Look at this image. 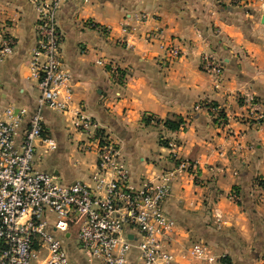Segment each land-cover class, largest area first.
<instances>
[{"label": "crops", "instance_id": "obj_1", "mask_svg": "<svg viewBox=\"0 0 264 264\" xmlns=\"http://www.w3.org/2000/svg\"><path fill=\"white\" fill-rule=\"evenodd\" d=\"M35 19L29 0H0V37L16 39L0 65V110L24 107L23 127L39 93L29 68ZM58 20L74 93L69 111H42L56 149L39 145L36 169L64 185L89 182L97 155L73 125L80 110L119 144L134 185L172 168L174 153L194 166L163 206L176 222L173 264H204L184 256L195 242L216 252V264H264V124L252 114L264 111V0H68ZM171 43L182 54L163 64ZM203 53L224 65L219 87L200 70ZM208 105L220 108L221 119ZM174 118L182 124L169 130L165 122ZM72 239L65 240L70 264H87Z\"/></svg>", "mask_w": 264, "mask_h": 264}, {"label": "built area", "instance_id": "obj_2", "mask_svg": "<svg viewBox=\"0 0 264 264\" xmlns=\"http://www.w3.org/2000/svg\"><path fill=\"white\" fill-rule=\"evenodd\" d=\"M66 1L29 0L36 12L29 68L39 93L25 127L24 107L9 105L0 110V264H70L65 240L72 238L87 264H173L176 222L163 206L177 178L194 170L192 164L174 153L172 168L134 185L119 144L79 110L73 125L94 145L97 155L96 171L89 182L60 184L35 167L39 145L46 153L56 149L55 140L44 134L42 111H69L74 93L70 71L61 57L64 35L58 12ZM244 1L231 0L236 6ZM15 48L16 39L3 31L0 65ZM163 48V64L173 63L182 54L173 43ZM108 65L119 80L118 68L111 62ZM200 70L213 76L219 87L224 71L220 60L203 53ZM254 101L252 96L245 100L252 107ZM208 111L221 119L217 106L208 105ZM252 114L259 125L264 124V111L253 110ZM229 198L235 202L239 196L232 192ZM183 252L204 264H216L219 259L201 242L190 244Z\"/></svg>", "mask_w": 264, "mask_h": 264}, {"label": "trees", "instance_id": "obj_3", "mask_svg": "<svg viewBox=\"0 0 264 264\" xmlns=\"http://www.w3.org/2000/svg\"><path fill=\"white\" fill-rule=\"evenodd\" d=\"M182 124V120L181 119H168L165 122V126L169 129V130H176L180 127V125Z\"/></svg>", "mask_w": 264, "mask_h": 264}]
</instances>
